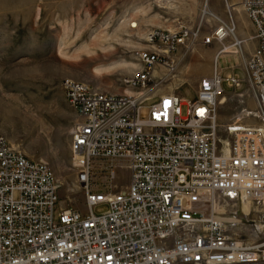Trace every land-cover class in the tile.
Here are the masks:
<instances>
[{
    "label": "built area",
    "instance_id": "2783aa9c",
    "mask_svg": "<svg viewBox=\"0 0 264 264\" xmlns=\"http://www.w3.org/2000/svg\"><path fill=\"white\" fill-rule=\"evenodd\" d=\"M241 7L255 42L241 77H224L217 60L192 102L154 72L173 71L172 55L199 41L242 49L230 7L206 36L204 25L149 29L122 81L134 94L61 82L77 117L70 153L85 211L62 206L50 166L0 134V264H264V0ZM224 84L255 109L222 127Z\"/></svg>",
    "mask_w": 264,
    "mask_h": 264
},
{
    "label": "rangeland",
    "instance_id": "374dc122",
    "mask_svg": "<svg viewBox=\"0 0 264 264\" xmlns=\"http://www.w3.org/2000/svg\"><path fill=\"white\" fill-rule=\"evenodd\" d=\"M241 2L0 0V134L23 155L50 166L62 206L85 211L84 191L76 183L70 153V132L77 117L64 98L61 82L80 81L104 93L128 91L123 78L137 68L135 52L146 48L149 29L172 31L178 25L192 29L204 25L201 34L206 36L218 26L217 18L226 20V5L233 8L237 33L252 36ZM254 46L253 39L242 45L243 58L239 53L219 58V72L224 77H241L243 62ZM221 48L218 43L207 47L199 41L180 49L172 55V73L160 68V76H166L162 88L177 90L186 101H194L193 90L212 75ZM244 107L253 111V99L224 84L217 107L218 124L228 125ZM185 113L183 106L182 116ZM127 183L128 172L123 171L117 190Z\"/></svg>",
    "mask_w": 264,
    "mask_h": 264
},
{
    "label": "bare ground",
    "instance_id": "6f19581e",
    "mask_svg": "<svg viewBox=\"0 0 264 264\" xmlns=\"http://www.w3.org/2000/svg\"><path fill=\"white\" fill-rule=\"evenodd\" d=\"M227 7H230V14L233 16V19H234V15H233V8H232V6H230V5H226V8ZM217 22H221V20L219 19V18H217ZM234 22L236 23V25H237V22H236V20L234 19ZM134 27H136L135 25H133L132 26V28H134ZM173 31V30H172ZM236 36H237V34H236ZM238 40H243V43L245 44L246 42H247V39H242L241 37H240V39H238ZM194 45V44H193ZM192 45V46H193ZM236 53H239L240 54V56H241V58H243V54H242V50H241V48H240V46H239V48H238V51H235V48L233 47V45L232 44H229V45H224L223 43H222V48H221V50L216 54V57H215V61L214 62H217V60L219 59V58H222V57H224V56H228V55H230V54H236ZM175 54V53H174ZM173 54V55H174ZM175 68V67H174ZM174 68H173V71H174ZM157 70H159L160 71V68H157L156 70H155V72H154V77L155 78H161V79H165L166 80V76L164 75V76H160V74H159V76L158 77H156L155 75L157 74ZM173 71H168L167 70V73L168 74H170V73H172ZM161 74H162V72H161ZM169 78V77H168ZM164 84V83H163ZM128 90V89H127ZM160 92H162L161 90H159ZM193 91H195V90H193ZM126 92H128V93H132V94H134L133 93V91H130V90H128V91H126Z\"/></svg>",
    "mask_w": 264,
    "mask_h": 264
},
{
    "label": "crops",
    "instance_id": "0c3cea01",
    "mask_svg": "<svg viewBox=\"0 0 264 264\" xmlns=\"http://www.w3.org/2000/svg\"><path fill=\"white\" fill-rule=\"evenodd\" d=\"M242 35H243V33L240 34V36H241L242 39H247V41H249V40L252 39L251 36H248V37H244V36H243V37H242ZM156 72H157V74H156L155 76L158 77L159 74H161V71L157 70ZM180 87H181V85L178 86V88H180ZM176 88H177V87H176ZM178 88H177V89H178ZM176 93L178 94V91H177Z\"/></svg>",
    "mask_w": 264,
    "mask_h": 264
},
{
    "label": "snow or ice",
    "instance_id": "6c2138e0",
    "mask_svg": "<svg viewBox=\"0 0 264 264\" xmlns=\"http://www.w3.org/2000/svg\"><path fill=\"white\" fill-rule=\"evenodd\" d=\"M164 103H165V108H167L168 105H169V102H168V101H165ZM202 112H203V110H201V113H202ZM156 119H160V116L157 115V116H156Z\"/></svg>",
    "mask_w": 264,
    "mask_h": 264
}]
</instances>
